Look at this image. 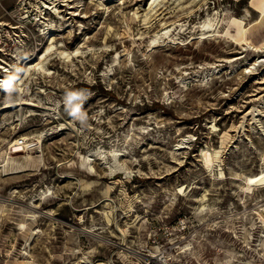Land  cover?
<instances>
[{
	"label": "rangeland",
	"instance_id": "374dc122",
	"mask_svg": "<svg viewBox=\"0 0 264 264\" xmlns=\"http://www.w3.org/2000/svg\"><path fill=\"white\" fill-rule=\"evenodd\" d=\"M54 1L0 0V264H264V187L230 178L264 167V0H172L146 29L149 0ZM49 36L85 56L27 76Z\"/></svg>",
	"mask_w": 264,
	"mask_h": 264
},
{
	"label": "bare ground",
	"instance_id": "6f19581e",
	"mask_svg": "<svg viewBox=\"0 0 264 264\" xmlns=\"http://www.w3.org/2000/svg\"><path fill=\"white\" fill-rule=\"evenodd\" d=\"M41 1L40 4L41 5H45L46 4V0H39ZM139 1V0H136ZM179 1V0H178ZM104 1H101V5L103 4ZM176 2V1H175ZM172 2V0H149V4H148V9L144 14V18H142V24H140V28H148L150 23L155 20L157 17H161L162 15H166L168 12L167 10L170 9V7L175 3ZM52 3H56V1L52 0ZM125 2H122L121 4L124 5ZM177 3V2H176ZM179 5V4H178ZM45 7V6H44ZM57 9V8H56ZM53 12V11H52ZM170 12V11H169ZM172 13V12H171ZM216 14V13H215ZM137 12H134V16L137 17ZM140 17V16H139ZM133 19H135L134 17H132ZM131 18V19H132ZM219 18V17H218ZM216 18H208V20L204 21L201 25H197L191 28L190 31H192V35L191 36V40H195V39H208L209 37H212L216 34V31L220 28L221 23L219 21V19ZM167 19V18H166ZM162 20V19H161ZM174 20V19H173ZM172 21V20H171ZM180 21V20H179ZM133 22V21H132ZM169 22V21H168ZM166 24V23H165ZM164 24V25H165ZM161 26V25H160ZM168 26V25H167ZM179 27V26H178ZM167 28V27H165ZM218 28V29H217ZM177 30V27H175L174 31ZM166 31V30H165ZM185 31H187V28L185 29V27H181V29L177 32V35L179 34H183L185 33ZM153 33V32H152ZM187 33V32H186ZM46 34V33H44ZM199 34V36H197ZM173 33L170 34L169 32H164L163 35H161L159 38L162 40L161 43L156 42V39H152V43L150 44V50H152L154 47H156V43H158V45L163 46L165 42H169L170 43V38L172 37ZM158 38V37H157ZM144 39V37L139 36L137 39H134V43H137V41H140ZM159 39V40H160ZM48 40L50 41L48 46L45 47V50L43 51L42 54H40L41 56L39 58H37L35 61V63H28V65L25 67V73L27 76H30L32 74V72H44L45 71V63H47L48 58L51 55H55L57 54L59 59L63 60V63H71L74 59L76 58H80V57H84L86 53H84L83 51L80 50L81 47H78L72 51H68L63 47L61 48H57L56 44H55V39L52 37L48 38ZM110 39L108 37L105 38V42L107 44V41H109ZM169 40V41H168ZM174 40V39H173ZM172 41V40H171ZM175 42V41H174ZM62 43V42H61ZM172 43V42H171ZM55 44V45H54ZM167 44V43H166ZM179 44V43H178ZM60 45V43H59ZM58 46V45H57ZM84 48V47H82ZM257 48V47H256ZM254 51V50H253ZM111 53V52H110ZM262 58V57H261ZM51 59V58H50ZM256 66V65H255ZM252 65V67L247 68V69H242L244 73L248 74V73H252V71L254 72V70L256 71V67ZM5 69V73L7 74L6 76L8 77L10 74V71L6 69V67H3ZM199 68V67H198ZM187 69V68H186ZM203 69V68H202ZM190 73V72H189ZM194 73V72H193ZM186 74V73H185ZM200 74V73H198ZM23 75V74H22ZM210 75V74H209ZM198 76V75H197ZM200 76V75H199ZM185 77V76H184ZM189 77V76H187ZM23 78V77H22ZM181 78V77H179ZM199 78V77H198ZM184 80V79H183ZM204 81V80H203ZM183 82V81H182ZM185 82V81H184ZM200 83V81H198ZM181 83V82H180ZM21 84V83H20ZM20 84H18L20 86ZM183 84V83H182ZM207 85V84H206ZM23 87V86H22ZM22 87H19V92L20 94H22L23 89ZM206 87V86H205ZM186 88V86H185ZM188 89V88H187ZM260 99H257V101ZM20 103H8L5 108H10V107H15V106H20V105H27V106H31L33 105L32 103L29 102H23L22 98L19 99ZM258 111V110H256ZM261 111L258 113H256L255 115H253L255 122H260L257 121V117L260 116ZM262 117V116H261ZM252 123V122H251ZM254 124V123H252ZM261 128V131H264V125H262V123H259ZM216 125V124H215ZM214 127V126H212ZM253 129V128H252ZM258 129V132H259ZM220 131V128L217 127L216 125V133ZM243 132H246V130L243 129ZM264 133V132H262ZM247 134V132L245 133V135ZM25 137H22L21 139H15L13 140V143H11L12 148H15V146H19V142L21 141L20 145L22 144L23 148H26L27 145V141H24ZM250 143L251 140H249ZM21 147V148H22ZM232 147V146H231ZM253 147V146H251ZM250 147V148H251ZM237 149V146L235 147ZM256 148V147H255ZM230 150V149H228ZM17 152V151H14ZM202 155H203V162L205 163L206 167H210L212 162V158H211V154L208 150V148H203L201 149ZM113 156H116V154H113ZM10 158V157H9ZM80 159V158H79ZM82 159V158H81ZM100 160V158H97V161ZM261 160V164L264 165V155H261L260 157ZM13 161V160H12ZM83 162V161H82ZM87 162V161H86ZM72 165V164H71ZM90 166L89 160H88V167ZM84 167V166H83ZM90 168V167H89ZM113 170V169H112ZM231 175V179L236 181L235 186L239 189V191L241 192V195L243 194V196L248 197L250 195L253 194L254 188L255 187H264V167H261V170L257 173V174H242L240 172H230ZM224 180V175L222 172V168L220 165L216 164V181H221ZM91 182V181H90ZM109 188V187H108ZM238 191V190H237ZM236 192V191H235ZM44 197V196H43ZM101 197V196H100ZM241 197V196H240ZM256 199V198H255ZM243 200V199H242ZM264 200V198H262L260 201ZM251 201V200H250ZM258 208H260L257 212H255V214L258 216V218L260 219L261 222H264V215H262L261 211H264V204H260L257 206ZM33 209V208H32ZM202 209L206 210L204 206H202ZM202 212V210H201ZM29 216L24 214L20 221V229L24 230V232H26L27 228L25 227L26 222L28 221ZM108 218V217H107ZM157 249V248H156ZM150 257H154V256H150ZM157 259V258H156ZM21 264H32L30 261H24ZM89 264V263H86ZM102 264V263H99ZM104 264V263H103Z\"/></svg>",
	"mask_w": 264,
	"mask_h": 264
},
{
	"label": "built area",
	"instance_id": "2783aa9c",
	"mask_svg": "<svg viewBox=\"0 0 264 264\" xmlns=\"http://www.w3.org/2000/svg\"><path fill=\"white\" fill-rule=\"evenodd\" d=\"M1 63H2V62H1ZM2 67H4V66H1V65H0V71L4 72V71H3L4 68H2Z\"/></svg>",
	"mask_w": 264,
	"mask_h": 264
}]
</instances>
